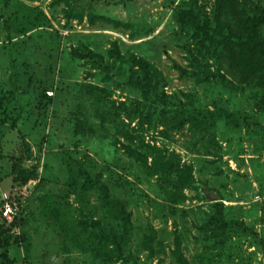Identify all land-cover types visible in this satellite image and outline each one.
Masks as SVG:
<instances>
[{
  "label": "rangeland",
  "instance_id": "1",
  "mask_svg": "<svg viewBox=\"0 0 264 264\" xmlns=\"http://www.w3.org/2000/svg\"><path fill=\"white\" fill-rule=\"evenodd\" d=\"M178 2L0 0V203L8 211L16 205L0 216L9 229L1 236L10 238L7 249L0 245V264H178L177 237L189 264H264L256 238L264 235L263 98L250 88L222 91L181 79L171 68L170 57L188 62L178 46L184 36H174L169 24ZM136 56L162 72L159 92H193L206 112L224 102L239 125L216 119L205 130L189 123L171 129L162 106L151 108L152 96L145 97L138 82L145 72L132 67ZM129 143L149 162L162 153L190 165L194 179L222 197L224 214L243 220L249 232H227L221 248L220 238L201 235L198 225L215 201L192 184L171 198L169 178L161 170L149 174ZM89 179L97 180L78 188ZM98 182L125 202L133 223L122 253L109 262L80 245L91 230H119Z\"/></svg>",
  "mask_w": 264,
  "mask_h": 264
},
{
  "label": "trees",
  "instance_id": "2",
  "mask_svg": "<svg viewBox=\"0 0 264 264\" xmlns=\"http://www.w3.org/2000/svg\"><path fill=\"white\" fill-rule=\"evenodd\" d=\"M42 17L45 18L44 15ZM169 24L173 25L174 36H184V41L179 42L178 46L185 53L188 62L183 64L170 57V66L178 72L181 79H189L194 83L209 87L217 85L222 91H246L250 88L260 93L263 98L262 103H264V5L262 3L256 0H181L175 5ZM124 25L134 27L132 23H124ZM78 52L82 56L90 54V51L86 49H79ZM135 66L137 72H145L143 78H138V82L145 88V97L152 96L149 105L155 110L162 106L163 123L171 129L181 130L189 123L192 127L205 130L213 124L215 126L216 119L239 125L235 113L230 112L224 107L225 105H221L224 102H212L213 109L207 112L203 109L199 110L197 102L200 100L193 92L183 90L171 93L159 92L157 86L163 79V74L149 60L136 56L132 64V67ZM154 113L155 111L151 112V115ZM75 131L78 134L84 132L81 121L77 122ZM164 134L167 136V131H164ZM126 149L146 167L149 174H158L161 170L164 175L163 179L169 178L166 180L174 186L169 193L171 198H178L181 190L192 184L198 188L201 197L211 201L207 195L210 191H206L204 185L194 179L191 166L187 163L182 164L179 157L177 159L174 155L166 156L159 153L154 155L152 161L149 162L148 158L137 148L133 149L130 143L126 145ZM172 173H180V175L171 178ZM87 175L90 176L89 173ZM96 180L84 181L82 187L78 188L88 189L95 184ZM96 184L100 192V202L105 211L114 220L119 221V230L106 231L103 235H97L91 230L92 235L80 245H85V248L92 252L97 251L104 257V262H109L113 257L122 253L125 239L127 242L133 223L131 212L127 209L125 202L112 196L106 183ZM219 198L222 199L218 197L217 201L211 203L208 218L198 227L201 235H206L213 241L220 238L218 246L223 247L228 239L227 232L228 235L232 232L229 235L232 237L241 231L249 232L250 227L233 215H225L224 212L227 209ZM0 208V216L3 217L2 203H0ZM15 225L16 221L7 226L14 227ZM8 230L4 223L0 224V236ZM152 230L155 235L153 227ZM258 236L259 234L256 233L259 244L264 248V235ZM0 238L4 241H0V245L3 249H7L10 238L2 236ZM152 239H147L150 250H153ZM97 241L98 243L94 245ZM176 243L173 252L178 264H189L188 258L181 250L179 237ZM1 254L6 255L5 252Z\"/></svg>",
  "mask_w": 264,
  "mask_h": 264
},
{
  "label": "water",
  "instance_id": "3",
  "mask_svg": "<svg viewBox=\"0 0 264 264\" xmlns=\"http://www.w3.org/2000/svg\"><path fill=\"white\" fill-rule=\"evenodd\" d=\"M208 197L211 199V201H217L219 194L217 192H207Z\"/></svg>",
  "mask_w": 264,
  "mask_h": 264
},
{
  "label": "built area",
  "instance_id": "4",
  "mask_svg": "<svg viewBox=\"0 0 264 264\" xmlns=\"http://www.w3.org/2000/svg\"><path fill=\"white\" fill-rule=\"evenodd\" d=\"M49 94H51V92H48ZM10 208H9V211H8V209H7V207H5V209L4 210H2V214L5 212V215H7L9 212H13L14 213V210H15V208H16V205L15 204H13L12 206H9Z\"/></svg>",
  "mask_w": 264,
  "mask_h": 264
}]
</instances>
